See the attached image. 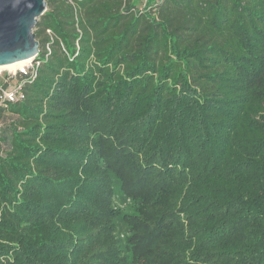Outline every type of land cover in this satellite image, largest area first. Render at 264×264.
<instances>
[{
    "label": "trees",
    "instance_id": "trees-1",
    "mask_svg": "<svg viewBox=\"0 0 264 264\" xmlns=\"http://www.w3.org/2000/svg\"><path fill=\"white\" fill-rule=\"evenodd\" d=\"M45 1L0 264H264V0Z\"/></svg>",
    "mask_w": 264,
    "mask_h": 264
},
{
    "label": "water",
    "instance_id": "water-1",
    "mask_svg": "<svg viewBox=\"0 0 264 264\" xmlns=\"http://www.w3.org/2000/svg\"><path fill=\"white\" fill-rule=\"evenodd\" d=\"M45 10V0H0V65L39 53L33 28Z\"/></svg>",
    "mask_w": 264,
    "mask_h": 264
},
{
    "label": "built area",
    "instance_id": "built-area-1",
    "mask_svg": "<svg viewBox=\"0 0 264 264\" xmlns=\"http://www.w3.org/2000/svg\"><path fill=\"white\" fill-rule=\"evenodd\" d=\"M162 0H136V6L132 10L136 13H144L156 8ZM50 34V30H47ZM78 47L77 42L75 43ZM45 57L50 52L49 44L45 46ZM42 59L37 54L34 58L22 60L14 68H0V109L8 115L6 109L9 104L21 101L24 98L23 86L31 82L37 75V67ZM6 117V116H4ZM6 118L0 116V135L6 125Z\"/></svg>",
    "mask_w": 264,
    "mask_h": 264
},
{
    "label": "rangeland",
    "instance_id": "rangeland-1",
    "mask_svg": "<svg viewBox=\"0 0 264 264\" xmlns=\"http://www.w3.org/2000/svg\"><path fill=\"white\" fill-rule=\"evenodd\" d=\"M38 20V19H37ZM34 29H35V26H34V28H33V31H34ZM6 117H4V119H5ZM6 120H7V118H6ZM7 123V122H6ZM114 205L116 206V207H118L120 210H122V211H127L128 209H129V207H130V201L127 199V200H122L120 197H118V196H115V198H114Z\"/></svg>",
    "mask_w": 264,
    "mask_h": 264
},
{
    "label": "bare ground",
    "instance_id": "bare-ground-1",
    "mask_svg": "<svg viewBox=\"0 0 264 264\" xmlns=\"http://www.w3.org/2000/svg\"><path fill=\"white\" fill-rule=\"evenodd\" d=\"M20 62H22V60L14 62V63H10V64L0 65V68H14Z\"/></svg>",
    "mask_w": 264,
    "mask_h": 264
}]
</instances>
